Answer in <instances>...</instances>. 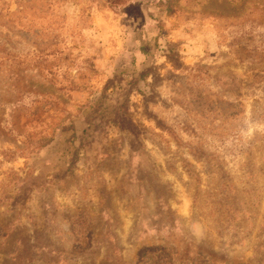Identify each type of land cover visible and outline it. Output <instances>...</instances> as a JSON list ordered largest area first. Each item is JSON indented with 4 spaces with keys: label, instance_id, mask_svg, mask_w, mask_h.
Returning <instances> with one entry per match:
<instances>
[{
    "label": "rangeland",
    "instance_id": "rangeland-1",
    "mask_svg": "<svg viewBox=\"0 0 264 264\" xmlns=\"http://www.w3.org/2000/svg\"><path fill=\"white\" fill-rule=\"evenodd\" d=\"M0 264H264V0H0Z\"/></svg>",
    "mask_w": 264,
    "mask_h": 264
}]
</instances>
